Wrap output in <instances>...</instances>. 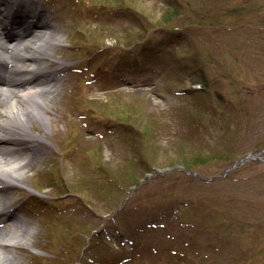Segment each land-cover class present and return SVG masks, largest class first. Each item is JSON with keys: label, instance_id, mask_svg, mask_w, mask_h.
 I'll return each instance as SVG.
<instances>
[{"label": "rangeland", "instance_id": "1", "mask_svg": "<svg viewBox=\"0 0 264 264\" xmlns=\"http://www.w3.org/2000/svg\"><path fill=\"white\" fill-rule=\"evenodd\" d=\"M33 1L63 67L28 127L44 160L5 178L25 243L3 255L264 264V0Z\"/></svg>", "mask_w": 264, "mask_h": 264}, {"label": "bare ground", "instance_id": "2", "mask_svg": "<svg viewBox=\"0 0 264 264\" xmlns=\"http://www.w3.org/2000/svg\"><path fill=\"white\" fill-rule=\"evenodd\" d=\"M55 30L33 0H0V248L25 243L23 233L11 227L24 224L16 221L20 215L10 201L15 184L5 178L22 180L44 160L45 142L28 132V127L43 121L37 109L57 108L53 102L60 89L56 70L63 64L52 66L48 60L58 38ZM45 75H51L50 79L43 80ZM12 212L15 222L4 224ZM11 258L0 251V264H16Z\"/></svg>", "mask_w": 264, "mask_h": 264}, {"label": "trees", "instance_id": "3", "mask_svg": "<svg viewBox=\"0 0 264 264\" xmlns=\"http://www.w3.org/2000/svg\"><path fill=\"white\" fill-rule=\"evenodd\" d=\"M132 49H135V52L138 50L136 47L132 48ZM135 58L133 59H130L129 61H132L133 63H139L140 59L137 55L134 56ZM52 178L55 179V181H58L59 178H61L60 174L58 172L54 173L52 175ZM99 233H96V235H98ZM96 240V239H95ZM94 255L91 256V259H93ZM97 259V258H96ZM97 262H98V259H97Z\"/></svg>", "mask_w": 264, "mask_h": 264}]
</instances>
